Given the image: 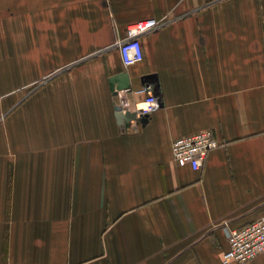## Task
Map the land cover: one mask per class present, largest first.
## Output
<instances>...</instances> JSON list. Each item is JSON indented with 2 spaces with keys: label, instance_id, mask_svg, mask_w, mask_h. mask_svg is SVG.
Here are the masks:
<instances>
[{
  "label": "crops",
  "instance_id": "obj_1",
  "mask_svg": "<svg viewBox=\"0 0 264 264\" xmlns=\"http://www.w3.org/2000/svg\"><path fill=\"white\" fill-rule=\"evenodd\" d=\"M143 86L159 108L120 121ZM206 129L203 166L178 165ZM263 215L264 0H0V264H223Z\"/></svg>",
  "mask_w": 264,
  "mask_h": 264
},
{
  "label": "built area",
  "instance_id": "obj_2",
  "mask_svg": "<svg viewBox=\"0 0 264 264\" xmlns=\"http://www.w3.org/2000/svg\"><path fill=\"white\" fill-rule=\"evenodd\" d=\"M159 21L155 18L145 19L129 25L125 35L118 41V50L124 66H130L142 60L143 49L139 39L141 33L155 27ZM144 97L145 105L133 110L122 108V113L131 112L134 117L129 122L148 116L159 108L156 95L150 93L146 86L136 90ZM219 145V141L210 129L175 138L171 144L173 159L180 166L188 165L194 170L205 163L209 152ZM228 247L223 252L222 263H245L264 252V215L235 228H227Z\"/></svg>",
  "mask_w": 264,
  "mask_h": 264
},
{
  "label": "water",
  "instance_id": "obj_3",
  "mask_svg": "<svg viewBox=\"0 0 264 264\" xmlns=\"http://www.w3.org/2000/svg\"><path fill=\"white\" fill-rule=\"evenodd\" d=\"M129 85H127V82H125L124 86L122 88H127ZM117 110V116L120 119V121L129 122L130 119L134 117V114L131 112L122 113L120 110L121 108L119 106L116 107Z\"/></svg>",
  "mask_w": 264,
  "mask_h": 264
}]
</instances>
